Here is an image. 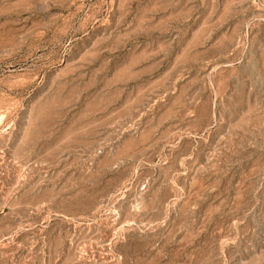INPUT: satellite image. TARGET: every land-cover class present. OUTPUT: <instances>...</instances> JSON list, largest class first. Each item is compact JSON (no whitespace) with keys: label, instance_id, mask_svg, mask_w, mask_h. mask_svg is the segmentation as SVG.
Here are the masks:
<instances>
[{"label":"rangeland","instance_id":"1","mask_svg":"<svg viewBox=\"0 0 264 264\" xmlns=\"http://www.w3.org/2000/svg\"><path fill=\"white\" fill-rule=\"evenodd\" d=\"M0 264H264V0H0Z\"/></svg>","mask_w":264,"mask_h":264}]
</instances>
